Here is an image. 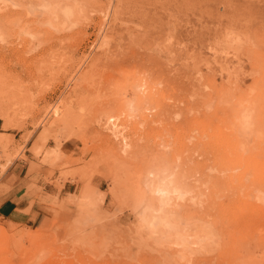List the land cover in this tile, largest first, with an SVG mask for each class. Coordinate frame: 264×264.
Returning <instances> with one entry per match:
<instances>
[{
	"label": "rangeland",
	"instance_id": "obj_1",
	"mask_svg": "<svg viewBox=\"0 0 264 264\" xmlns=\"http://www.w3.org/2000/svg\"><path fill=\"white\" fill-rule=\"evenodd\" d=\"M47 130L72 193L0 264H264V0H0L1 174Z\"/></svg>",
	"mask_w": 264,
	"mask_h": 264
},
{
	"label": "crops",
	"instance_id": "obj_2",
	"mask_svg": "<svg viewBox=\"0 0 264 264\" xmlns=\"http://www.w3.org/2000/svg\"><path fill=\"white\" fill-rule=\"evenodd\" d=\"M53 131L39 132L26 143L24 158L14 159L4 174L0 171V217L12 223L41 228L47 216V209L62 195L72 193L74 182L61 176L70 167H61L62 159L52 165L43 161V149L55 148ZM0 134H3L0 132ZM1 136V135H0ZM20 142V139H17ZM58 144L61 154L72 163L79 153V141L63 139ZM1 150V146H0ZM2 164L5 162L1 160ZM49 178V180H48ZM61 179L60 186L57 183Z\"/></svg>",
	"mask_w": 264,
	"mask_h": 264
},
{
	"label": "bare ground",
	"instance_id": "obj_3",
	"mask_svg": "<svg viewBox=\"0 0 264 264\" xmlns=\"http://www.w3.org/2000/svg\"><path fill=\"white\" fill-rule=\"evenodd\" d=\"M176 116V115H175ZM108 119H110V120H108V123L111 121V118H108ZM111 124V123H110ZM116 126H114V128H115ZM158 191H162L164 194H166L165 192H168L167 191V188L166 187H162L161 189H159Z\"/></svg>",
	"mask_w": 264,
	"mask_h": 264
}]
</instances>
